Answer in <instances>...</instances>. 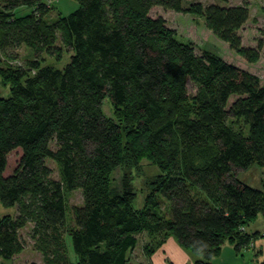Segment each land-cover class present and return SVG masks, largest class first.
Wrapping results in <instances>:
<instances>
[{
    "label": "trees",
    "instance_id": "16d2710c",
    "mask_svg": "<svg viewBox=\"0 0 264 264\" xmlns=\"http://www.w3.org/2000/svg\"><path fill=\"white\" fill-rule=\"evenodd\" d=\"M46 1L0 0V202L17 209L0 218V259L24 251L28 224L45 264H128L144 234L173 237L196 264H213L226 243L240 252L260 238L246 228L264 217V183L252 187L236 172L264 168V79L217 53L198 54L151 15L155 7L184 11L183 0H76V11L56 19ZM21 7L31 12L18 15ZM199 12L233 52L260 60L264 30L256 48L239 34L250 19L246 6ZM21 46L35 56L33 74L2 65L4 53ZM65 51L63 69L42 64L44 53L60 61ZM240 121L246 133L234 128ZM16 149L22 156L6 175ZM144 158L162 172L137 209L130 181L115 191L113 173ZM74 190L83 204L70 227L66 193ZM145 251L150 257L155 246Z\"/></svg>",
    "mask_w": 264,
    "mask_h": 264
},
{
    "label": "rangeland",
    "instance_id": "374dc122",
    "mask_svg": "<svg viewBox=\"0 0 264 264\" xmlns=\"http://www.w3.org/2000/svg\"><path fill=\"white\" fill-rule=\"evenodd\" d=\"M52 10L48 15L49 19H56L58 15L68 16L79 8V3L76 0H51L46 1ZM211 4L222 6H246L250 12L249 21L241 28L239 34L242 36L243 45L247 47H257L261 39V31L264 30V0H183L184 11L177 12L174 10H167L163 7H155L151 11L153 17L163 16L167 20V24L172 28L179 39L192 43L196 47L198 54L203 51H211L221 55L229 62L235 63L245 69H249L253 73L259 75L264 79V47L261 52V58L257 63H248L242 56L233 52L229 45L216 37L211 29L206 25V17L200 14V10L204 11L205 8ZM31 12L28 7H21L17 10L18 15H25ZM60 37V35H59ZM58 44L62 46L59 38ZM64 49V48H63ZM6 54V55H5ZM8 57V61L2 60V65L16 71H23L27 74L35 73L30 64L35 56L33 52L26 46H21L8 53H4V57ZM70 61V53L65 51L62 60L58 61L55 57L43 54L42 64L54 65L57 68L63 69ZM8 84L2 85V94L8 96ZM191 92H195L194 86H191ZM103 110L107 116H113V107L108 98L103 101ZM236 130L247 132V127L243 121L233 123ZM22 156V149L14 150L8 158V167L5 171L6 175L13 173L17 167L18 162ZM49 166L53 170V177L59 178V169L55 162L48 160ZM161 168L148 158H144L140 162L132 163L126 162L124 165L118 167L113 173L112 186L115 191H122V182L127 178L134 191L136 192L135 207L143 209L146 204V199L150 193L152 181L156 179L157 175L161 174ZM237 177L244 183L255 187L262 188L264 183V168L255 164L247 170H240L236 172ZM67 200V217L69 225L74 226L73 209L76 206L83 204V193L81 190H74L66 193ZM166 205L163 204V212L166 211ZM156 212L161 213L156 209ZM17 213L16 208H7L0 202V218L5 215L15 216ZM252 226V225H251ZM250 226V227H251ZM32 224H28L21 230V236L25 242L24 251L14 257L12 260L0 259L1 264H29L37 262L45 264L43 254L36 248L35 241L32 238ZM143 237L140 244L143 243ZM69 255L72 260H75V253L70 236L67 238ZM251 244L249 247H252ZM247 247V248H249ZM243 248V249H247ZM187 250V249H186ZM188 251V250H187ZM190 252V251H189ZM192 254V253H191ZM196 264V262H195Z\"/></svg>",
    "mask_w": 264,
    "mask_h": 264
},
{
    "label": "crops",
    "instance_id": "0c3cea01",
    "mask_svg": "<svg viewBox=\"0 0 264 264\" xmlns=\"http://www.w3.org/2000/svg\"><path fill=\"white\" fill-rule=\"evenodd\" d=\"M251 225L246 228L249 233L261 234V237L253 242V246L236 252L234 245L226 243L222 254L213 260V264H264V217L260 216ZM142 237L143 243L140 244ZM140 241L130 254L128 264H195L198 259V256L183 248L173 237L162 241L160 236L151 237L144 234ZM147 245L155 246V251L150 257L145 251Z\"/></svg>",
    "mask_w": 264,
    "mask_h": 264
}]
</instances>
